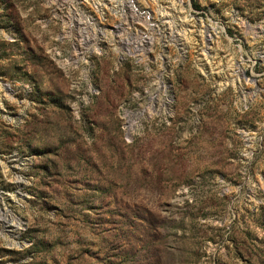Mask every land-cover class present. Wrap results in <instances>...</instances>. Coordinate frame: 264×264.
<instances>
[{
  "label": "rangeland",
  "instance_id": "obj_1",
  "mask_svg": "<svg viewBox=\"0 0 264 264\" xmlns=\"http://www.w3.org/2000/svg\"><path fill=\"white\" fill-rule=\"evenodd\" d=\"M0 264H264V0H0Z\"/></svg>",
  "mask_w": 264,
  "mask_h": 264
}]
</instances>
